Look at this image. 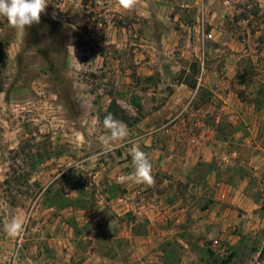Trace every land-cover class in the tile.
<instances>
[{
	"label": "rangeland",
	"instance_id": "obj_1",
	"mask_svg": "<svg viewBox=\"0 0 264 264\" xmlns=\"http://www.w3.org/2000/svg\"><path fill=\"white\" fill-rule=\"evenodd\" d=\"M213 19L225 31L223 42L214 40ZM174 32L187 44L186 49L176 47L170 57L165 45ZM194 34L202 37L201 50L186 59L184 52L197 41ZM203 67L218 73L236 70L235 93L254 105L255 128L264 136V0H137L131 11L124 10L119 0H48L41 22L26 33L0 21V256L18 212L66 216V212H97L80 229L70 216L66 221L83 238L79 245L83 254L95 252L113 264L131 263L138 249L126 238L128 232L152 237L147 244L150 251L141 254L137 264H219L216 241L236 252L233 264H263L264 180L258 175L249 186L238 183L250 177L244 168L248 165L240 162L247 145L243 136L250 126L233 125L225 116L219 124L212 115L205 119L207 126H218L219 138L231 140L239 152L227 169L232 187L240 197L251 191L258 209L244 210L247 200L242 207L217 201L218 187L208 183L206 165L190 177L195 183L189 192L190 185L170 182L155 163L163 162L167 131L177 123L169 119L174 112L168 104L171 95L181 83H197ZM242 85L254 95L250 101L246 91H240ZM209 97L202 90L195 108ZM113 101L133 125L115 120L128 135L105 145L100 137L108 134L103 121ZM186 123L188 129L202 130L196 123ZM152 134L153 146L161 153L149 154L146 144ZM136 138L138 149L152 164L154 184L130 187L112 176L116 169L132 165ZM137 190L141 193L131 198ZM180 199H186L182 204L189 212L209 209L210 221L199 227L195 221L191 232L174 237L149 227L133 213L150 212L140 206L149 201L157 205L152 211L165 212ZM67 202L71 206L64 208ZM124 203L128 207L120 211ZM219 205L218 212L229 208L235 212L224 214L220 225L215 224L219 214L210 218ZM223 219L232 225L222 227ZM44 248L38 253L40 264H59L60 257ZM22 249L29 246L24 242ZM3 263L7 262L0 257Z\"/></svg>",
	"mask_w": 264,
	"mask_h": 264
},
{
	"label": "crops",
	"instance_id": "obj_2",
	"mask_svg": "<svg viewBox=\"0 0 264 264\" xmlns=\"http://www.w3.org/2000/svg\"><path fill=\"white\" fill-rule=\"evenodd\" d=\"M214 12V7L213 11ZM216 15L214 14L213 17ZM213 22L210 24L212 28V35L214 40L219 43L223 42L222 36H224L223 29L220 28V22ZM191 27H186V31H191ZM195 30L200 33L199 28ZM185 31V32H186ZM191 33V32H190ZM216 33V34H215ZM204 34V33H203ZM188 35H186L187 37ZM197 41L191 43V51L181 50L184 52L182 57L188 59L192 53H199L201 50V36L200 34H194ZM187 42L181 41L180 37L175 34V32L167 38L166 40V50L165 52L172 57L174 52L177 51L176 47L183 45L186 49ZM194 45V46H193ZM216 52L220 51V48L215 49ZM213 53V50H211ZM211 53V52H210ZM175 57V56H174ZM226 71L228 73L225 75ZM236 70L227 68L224 72L218 73L205 67L201 70V75L197 79L196 88H191L188 84L181 83L176 86L174 93L171 95L170 104L174 109V112L170 113L169 119L175 123L170 130L167 131L166 145L164 146L166 153L163 156V162L155 161L156 166H160V171L169 176L170 182L180 181L185 187H189L188 191L192 189L195 182H190V177L193 176L194 171L200 165H206L210 167L209 174L207 177L208 183L213 186H217L216 199L217 201H222L223 205H234L240 206L246 202L243 207L248 211L258 209L257 204L254 201L252 192H248L245 197H240L237 193L235 187H232L233 182L231 181V175H229L228 170L230 169L231 163H233L234 157L239 155V152L235 151L232 147L231 140H221L218 136L217 127H209L206 124L205 119L214 117L217 124L221 122V118L228 117L229 123L237 124L238 122H244L246 126H250L248 131L243 137H246L245 142L246 148L244 152L240 154L242 159L241 163H245L248 166L244 167L249 171L250 177H244L238 180L239 184L249 186L255 180L254 177L261 176L264 180V140L260 143L256 141L258 137H264L263 134H259L258 130L255 128V124L258 117L253 116L254 105L247 101H243L235 92L237 85L232 81ZM219 74L220 76H215ZM241 86V85H240ZM242 90L246 91V98L250 101L254 98V95L250 93V89L245 85H242ZM248 89V90H247ZM204 90L210 97L201 102L198 108H195L194 103L197 100L199 93ZM182 110L180 113L179 111ZM251 110V111H250ZM179 113V114H178ZM186 115V116H184ZM187 119V120H185ZM196 123L202 130L195 131L193 128L188 129L187 123ZM251 121L252 123H248ZM254 124V126H253ZM199 128V129H200ZM135 133V131H134ZM153 141H155V136L152 134L148 140L149 154L151 153H161L156 145L153 146ZM138 138L133 140V148H139L140 146ZM156 142V141H155ZM157 157V156H156ZM121 171V172H119ZM134 164L128 165L125 169L118 168L113 173L112 176L118 180L120 183H126L130 187H134L138 184L134 177ZM117 172V173H116ZM117 176V177H116ZM167 180V182H168ZM141 193L137 190L132 194L131 198H135L137 194ZM186 199H180L179 203L167 206L165 212H159V210L152 211V209L157 206L155 203L147 202V204H142L141 208L148 209L150 212H133L138 218L141 217L145 219V222L149 224V227L154 228L157 231L162 232L164 235L177 236L181 233H189L193 230L195 226V221L197 227L204 225L209 222L210 210H202V212H189L190 208H187L183 203ZM124 202V200H120ZM127 204V203H126ZM125 203L119 208L120 211L128 207ZM120 206V205H119ZM139 206V205H138ZM133 208L137 209L135 205ZM139 209V208H138ZM221 206L217 207V212H212L210 218L215 214H219V219L216 220L215 224H221V218L224 214H235V212H230L232 209L229 208L228 212H218ZM140 210V209H139ZM247 211V210H246ZM29 212L23 213L18 212L14 215V220L11 222L12 229L8 233V238L6 245V250L2 249L1 256L2 260H7L11 257L14 250V246L19 240L22 232H25V246H29V249H22L20 253L19 260L17 264H40L39 254L46 249H49L53 255H58L59 264H113L112 261L98 255L97 253L83 254L79 250V245L81 244L82 237H77L75 229L69 225L66 221L67 217L70 216L72 219L76 220L77 227H85L92 219L96 217L97 212ZM119 216H124L130 212H117ZM64 214V215H62ZM204 217V218H203ZM200 218V222L198 221ZM213 220V223H214ZM228 219H223L222 227L226 228L232 223ZM200 224V225H199ZM134 226V225H132ZM193 226V228H191ZM83 229V228H82ZM259 229V228H258ZM124 236V234L122 235ZM126 238L132 241V244L136 245L138 249H135V253L131 257V263L137 264L138 257L145 251L149 252L151 249V236L141 237L133 236L131 233L126 234ZM85 240V239H84ZM97 241V239H95ZM236 242V241H235ZM148 244V245H147ZM143 245V246H142ZM145 245V246H144ZM241 247V244H239ZM9 247V248H8ZM39 253V254H38ZM234 253V252H233ZM35 254V256H33ZM233 259L234 263L237 260L236 252ZM261 254V253H260ZM152 258V256L150 257ZM5 264V263H3ZM264 264V263H263Z\"/></svg>",
	"mask_w": 264,
	"mask_h": 264
},
{
	"label": "clouds",
	"instance_id": "obj_3",
	"mask_svg": "<svg viewBox=\"0 0 264 264\" xmlns=\"http://www.w3.org/2000/svg\"><path fill=\"white\" fill-rule=\"evenodd\" d=\"M119 4L124 10L131 11L136 7L137 0H119ZM47 7L48 0H0V21L6 20L17 32L26 33L33 25H38L41 22V15L45 13ZM103 123L108 130L107 135L100 137L103 144H114L127 137V131L117 126L111 113L105 116ZM132 160L136 182L154 184L155 180L151 174L152 164L147 154L134 148Z\"/></svg>",
	"mask_w": 264,
	"mask_h": 264
},
{
	"label": "trees",
	"instance_id": "obj_4",
	"mask_svg": "<svg viewBox=\"0 0 264 264\" xmlns=\"http://www.w3.org/2000/svg\"><path fill=\"white\" fill-rule=\"evenodd\" d=\"M191 88L195 89L196 88V83L194 85H189ZM111 113L114 120H119L125 124H127L128 126H132L133 123H132V120H131V117L128 115V113L122 109L120 106H118V104L113 101L111 103V105L109 106L108 108V112H107V115ZM137 120H135L136 122ZM64 208H67L69 206H71L70 203L67 202V205L63 204ZM235 257V254L232 253V255L227 259V260H222L219 264H231L233 262V259ZM261 258L262 260H264V247L262 249V252H261Z\"/></svg>",
	"mask_w": 264,
	"mask_h": 264
},
{
	"label": "built area",
	"instance_id": "obj_5",
	"mask_svg": "<svg viewBox=\"0 0 264 264\" xmlns=\"http://www.w3.org/2000/svg\"><path fill=\"white\" fill-rule=\"evenodd\" d=\"M24 242H25V232H22L19 240L16 243L15 249L11 254V257L6 260L7 262L6 264H17ZM214 248L217 249V252L219 253V256L221 257L222 260H227L233 253L230 248L224 246L219 241H216L214 243Z\"/></svg>",
	"mask_w": 264,
	"mask_h": 264
}]
</instances>
